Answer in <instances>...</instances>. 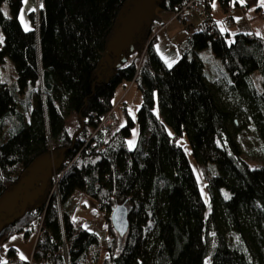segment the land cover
<instances>
[{
	"label": "trees",
	"instance_id": "trees-1",
	"mask_svg": "<svg viewBox=\"0 0 264 264\" xmlns=\"http://www.w3.org/2000/svg\"><path fill=\"white\" fill-rule=\"evenodd\" d=\"M24 1L0 0V67L8 57L16 72L12 84L0 75V199L38 158L54 165L43 193L2 221L0 264H97L99 236L74 218L77 192L103 214L101 264H264V164L247 160L242 145L247 125L264 150V37L226 25L230 9L242 3L247 12L260 0H200L207 20L171 67L153 46L152 24L121 56L109 52L133 0H41L29 30L19 19ZM187 1L155 6L173 14ZM215 1L226 30L212 18ZM124 82L142 96L136 120L125 114L123 126L99 132L103 151L84 146ZM184 137L206 198L178 143ZM117 205L127 207L123 236L111 223ZM19 234L37 235L29 260L5 247Z\"/></svg>",
	"mask_w": 264,
	"mask_h": 264
},
{
	"label": "rangeland",
	"instance_id": "rangeland-1",
	"mask_svg": "<svg viewBox=\"0 0 264 264\" xmlns=\"http://www.w3.org/2000/svg\"><path fill=\"white\" fill-rule=\"evenodd\" d=\"M156 0H133L132 3L122 11L120 25L117 27V31L111 39L108 45V49L115 52L116 55H120L122 50L129 46V44L124 43L125 39H132L135 36V32L140 30V27L145 25L143 21L150 18H154L153 32L154 37L153 46L158 52H166V56L162 53L159 54L163 57V62L171 67L180 57L179 43L184 40V38L190 34V32L196 29V25H200V18L198 15L194 14L191 17V26L179 25L176 22H170L174 16V13L166 12L155 8ZM41 6V0H26L23 4V13H29L30 11H38ZM257 8L264 11V0H260L258 5L249 9L246 14L245 23L246 26L254 31L257 35L264 37V16H261ZM152 8H155L161 15L155 14ZM6 12L8 11L5 8ZM221 11L218 3L215 1L213 3L212 15L214 18H219ZM128 15V16H127ZM127 18L125 19V17ZM170 20V21H169ZM139 22L138 28L129 32V26L132 22ZM169 21V22H168ZM235 29H231L234 32ZM189 37V36H188ZM181 44V43H180ZM209 51L204 50L202 52L203 57H207ZM160 56V57H161ZM212 59V57H211ZM107 63H110L108 56L106 57ZM171 65V66H170ZM207 67L211 71L213 68L211 62H207ZM212 67V68H211ZM215 69V68H214ZM217 73V70H215ZM214 73V70H213ZM12 84L16 78V72L13 68L11 60L7 57L3 67H0V75ZM219 74V73H217ZM218 78V77H217ZM122 95V96H121ZM121 96V97H120ZM120 97V98H119ZM125 97V98H124ZM124 99L126 103L127 112L129 118L136 120L137 110L140 107L142 96L140 91L137 89V85L131 82L122 83L115 92L114 103L118 99ZM27 120L29 118V113L26 115ZM126 122L125 115H122L118 110L114 114V125L112 130H117L119 127L123 126ZM239 124L244 126L245 122L243 120L239 121ZM246 135L243 137L242 145L244 147V154L247 160L252 163H263L264 164V150L261 147L260 142L255 139L254 135L250 134V130L246 125L244 127ZM248 133V135H247ZM138 134V127L132 130L131 137L127 140L128 146L133 148ZM186 152L198 183L202 189L203 195L206 198L204 191V182L202 179V173H200L199 165L194 161L191 155V149L186 137L179 139L178 142ZM52 157L50 155H44L38 158L32 166L29 168L28 172L22 177L19 183L13 188V190L7 192L0 199V226L3 220L10 218L18 210H22V207L29 203H32L40 194L43 193L48 180L52 176V170L54 163L52 162ZM55 164H58L56 161ZM75 202V213L74 218L78 220L85 228L96 232L100 239V251L101 256L97 264H101L106 251L105 248V238L106 231L103 229V214L99 209V204L96 200L89 197L88 195L77 192L74 196ZM22 206V207H21ZM36 237L31 236L28 240H25L22 235H15L9 239L5 244V247H15L18 250L19 256L29 260L32 255V249L36 241Z\"/></svg>",
	"mask_w": 264,
	"mask_h": 264
},
{
	"label": "built area",
	"instance_id": "built-area-1",
	"mask_svg": "<svg viewBox=\"0 0 264 264\" xmlns=\"http://www.w3.org/2000/svg\"><path fill=\"white\" fill-rule=\"evenodd\" d=\"M239 9H243L242 3H239V6L237 8L230 9V11L228 12L226 18V25L228 27H231L233 25L234 18L237 15V11ZM194 14L199 16L201 24L207 20V14L203 6L200 4V0H188L187 3L179 9V11L174 13V16L170 22H176L179 25L189 26L191 25L192 21L191 17ZM260 15L264 16V12H261ZM208 28H210L209 25ZM116 110H118L122 115H125L127 109L122 98L118 99L116 103L113 104V107L110 111L100 117L97 127L90 134L82 138L83 142L85 143L84 146H86L88 143H91V147H95L96 151L104 150V146L98 145L93 138H95L99 132L108 133L112 131L114 125V114ZM88 151H90V149H88Z\"/></svg>",
	"mask_w": 264,
	"mask_h": 264
},
{
	"label": "crops",
	"instance_id": "crops-1",
	"mask_svg": "<svg viewBox=\"0 0 264 264\" xmlns=\"http://www.w3.org/2000/svg\"><path fill=\"white\" fill-rule=\"evenodd\" d=\"M155 5V4H154ZM155 8H156V6H155ZM155 8H152L154 11V13L155 14H157V15H161V13H159ZM23 9L24 8H22L21 9V12H20V15H19V19H20V22H21V24H22V26H23V28L25 29V30H29V29H31L32 28V26H31V23H30V21H29V18H28V14L27 13H23ZM128 16V15H127ZM127 16L125 17V19L127 18ZM212 18H214L213 17V15H212ZM222 18H223V14H222V12L220 13V15H219V18H214V20L216 21L215 23H217L218 24V26L221 28V29H223V30H226L225 29V26L223 25V23L221 22V20H222ZM245 19H246V14H245V11L244 10H238L237 11V15H236V17L234 18V23H233V25L231 26V27H229V28H227V29H229V31L231 32V29H235V31L234 32H231V34H235V33H237V32H249L250 31V29L246 26V23H245ZM171 20V19H170ZM169 20V21H170ZM168 21V22H169ZM142 23H144L145 25H148V24H153L154 23V18H150L149 17V19H147V20H145V21H143ZM138 24H139V22H137V21H134V22H132V24L129 26V32H131V31H133L135 28H138ZM144 26V25H143ZM142 26V27H143ZM196 26H198V25H196ZM192 28H193V26H191ZM141 28V27H140ZM131 30V31H130ZM251 32V31H250ZM136 33V32H135ZM190 34H191V32H190ZM189 34V35H190ZM189 35H187L185 38H184V40L183 41H181L180 43H182V42H184L187 38H188V36ZM130 41H131V39L130 38H127V39H125V42L124 43H127V44H130ZM179 43V44H180ZM178 44V45H179ZM109 50V49H108ZM168 51V50H167ZM167 51H165V52H159V54H163L164 56H166L167 54H166V52ZM109 52H111V50H109ZM113 52V51H112ZM169 52V51H168ZM122 53V52H121ZM113 54L115 55V56H121V54L120 55H116L115 54V52H113ZM166 54V55H165ZM132 56H134V54L132 55ZM161 56V55H160ZM109 59H110V62L113 60V58H111L110 56L108 57ZM161 59L162 60H164L163 59V57L161 56ZM122 96V95H121ZM120 96V97H121ZM119 97V98H120ZM125 98V97H124ZM123 101H124V99H123ZM125 103V102H124ZM125 106H127L126 105V103H125ZM127 108V107H126ZM106 236H107V234H106Z\"/></svg>",
	"mask_w": 264,
	"mask_h": 264
},
{
	"label": "water",
	"instance_id": "water-1",
	"mask_svg": "<svg viewBox=\"0 0 264 264\" xmlns=\"http://www.w3.org/2000/svg\"><path fill=\"white\" fill-rule=\"evenodd\" d=\"M125 49V48H124ZM132 50V47H131ZM123 51V50H122ZM124 59L114 60L112 67L116 68L120 65L121 62H124ZM111 223L115 231L123 236L126 233L128 227V216H127V207L125 205H117L112 209L111 212Z\"/></svg>",
	"mask_w": 264,
	"mask_h": 264
},
{
	"label": "snow or ice",
	"instance_id": "snow-or-ice-1",
	"mask_svg": "<svg viewBox=\"0 0 264 264\" xmlns=\"http://www.w3.org/2000/svg\"><path fill=\"white\" fill-rule=\"evenodd\" d=\"M25 2H26V0H25ZM171 66V65H170Z\"/></svg>",
	"mask_w": 264,
	"mask_h": 264
}]
</instances>
